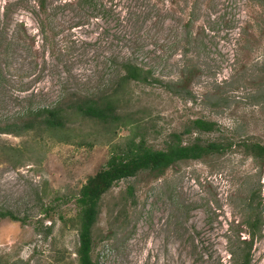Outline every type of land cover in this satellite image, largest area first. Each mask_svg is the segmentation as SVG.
<instances>
[{"label":"rangeland","instance_id":"rangeland-1","mask_svg":"<svg viewBox=\"0 0 264 264\" xmlns=\"http://www.w3.org/2000/svg\"><path fill=\"white\" fill-rule=\"evenodd\" d=\"M41 1L0 0V129L23 126L31 112L112 95L127 61L157 81L126 86L120 121L70 113L64 141L37 123L20 137L0 133V213L17 218L0 219V264L74 263L79 237L64 220L74 217L85 180L114 146L144 136L166 150L196 119L218 128L184 135L186 145L233 147L115 184L101 202L93 256L98 264H232L243 203L255 189L264 200V170L240 145L264 144V3ZM183 76L186 91L176 95L167 85ZM253 264H264V236Z\"/></svg>","mask_w":264,"mask_h":264},{"label":"trees","instance_id":"trees-1","mask_svg":"<svg viewBox=\"0 0 264 264\" xmlns=\"http://www.w3.org/2000/svg\"><path fill=\"white\" fill-rule=\"evenodd\" d=\"M264 3V0H253ZM85 5H93V0H83ZM42 8L45 1L40 2ZM124 75L119 79L118 89L108 96L100 99L87 98L72 101L67 107L56 106L50 109H41L29 114V122L23 126H7L0 129V133L20 137L33 131L35 123L48 131L54 132L64 141L67 134V121L70 113L76 117H83L91 121L103 124L120 121L117 115L118 105L124 96V90L129 83L136 82L149 84L157 81L153 78L151 70H145L138 64L127 61L122 64ZM185 77L177 82L167 85L170 91L182 96L186 91ZM191 95L190 92H187ZM135 124H138L135 122ZM218 124L203 119H196L185 134H173L166 150H155L147 146L146 139L142 136L131 137L124 146L113 147L110 158L105 167L95 175L89 176L80 186L75 197L76 213L74 217L64 220L65 223L77 232L79 243L75 250L76 260L72 264H98L94 260V237L93 230L98 223L101 202L103 197L122 180L137 176L141 172L149 171L156 176H162L171 166L181 161H199L206 157L224 154L233 144L225 142H211L202 144L197 141L186 145L183 136L186 134L211 133L216 131ZM245 153L251 157L258 168L264 170V144L254 141H242L240 144ZM131 193L132 190L130 189ZM243 224L245 230L235 236V245L230 249L232 264H253V252L257 240L264 236V200L261 190H251L247 200L243 203ZM0 219L17 218L11 212H1ZM243 234V235H241ZM231 244V240H230ZM232 246V245H231Z\"/></svg>","mask_w":264,"mask_h":264}]
</instances>
